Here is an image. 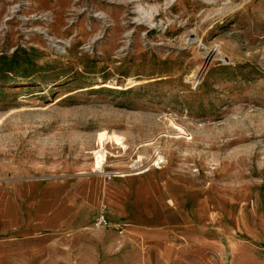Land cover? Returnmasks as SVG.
<instances>
[{
  "label": "rangeland",
  "instance_id": "1",
  "mask_svg": "<svg viewBox=\"0 0 264 264\" xmlns=\"http://www.w3.org/2000/svg\"><path fill=\"white\" fill-rule=\"evenodd\" d=\"M159 172L199 236L71 264H264V0H0V182Z\"/></svg>",
  "mask_w": 264,
  "mask_h": 264
},
{
  "label": "crops",
  "instance_id": "2",
  "mask_svg": "<svg viewBox=\"0 0 264 264\" xmlns=\"http://www.w3.org/2000/svg\"><path fill=\"white\" fill-rule=\"evenodd\" d=\"M183 195L165 187L160 172L124 181L93 177L0 182V259L43 252V264H71L79 241L87 237H137L152 254L158 247L169 252V237H198L202 226L203 219ZM103 206L111 209L110 227L96 230Z\"/></svg>",
  "mask_w": 264,
  "mask_h": 264
},
{
  "label": "built area",
  "instance_id": "3",
  "mask_svg": "<svg viewBox=\"0 0 264 264\" xmlns=\"http://www.w3.org/2000/svg\"><path fill=\"white\" fill-rule=\"evenodd\" d=\"M160 156L161 154L159 152L155 153V158H156V161L154 162L155 166H158L159 164H161L160 161L159 162L157 161ZM109 214H110V208L108 206H103L99 210L95 223H94V228L96 230H104L110 227Z\"/></svg>",
  "mask_w": 264,
  "mask_h": 264
},
{
  "label": "bare ground",
  "instance_id": "4",
  "mask_svg": "<svg viewBox=\"0 0 264 264\" xmlns=\"http://www.w3.org/2000/svg\"><path fill=\"white\" fill-rule=\"evenodd\" d=\"M158 162L160 161L162 164L164 163V160H163V157L162 156H160L159 158H158V160H157ZM167 164V163H166ZM158 167H160V166H158ZM158 167H156L154 164L153 165H151L148 169H146V170H141V171H137V172H135V173H133V174H128V173H115V174H117L118 176V178H125V177H127V176H141V175H145L147 172H149L152 168H158ZM163 172H165V171H163ZM114 176V175H113ZM167 176V175H166ZM162 177V176H161ZM164 178V177H163ZM162 178V179H163ZM166 179V178H165ZM167 180V179H166ZM168 182H169V180H168ZM175 183V182H174ZM171 185V184H170ZM157 199V198H156ZM196 200V199H195ZM198 200V199H197ZM196 200V201H197Z\"/></svg>",
  "mask_w": 264,
  "mask_h": 264
}]
</instances>
